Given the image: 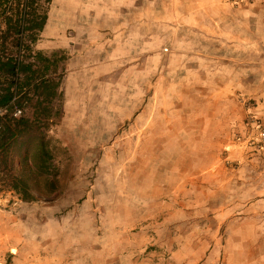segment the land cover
Here are the masks:
<instances>
[{
  "label": "rangeland",
  "instance_id": "obj_1",
  "mask_svg": "<svg viewBox=\"0 0 264 264\" xmlns=\"http://www.w3.org/2000/svg\"><path fill=\"white\" fill-rule=\"evenodd\" d=\"M115 1L85 15L117 20L91 43L75 0L39 1L67 26L52 48L26 32L29 92L0 118L31 122L0 149V264H264V172L249 161L264 145L239 126L260 115L264 55L204 56L201 0L170 18V0ZM14 79L0 73V94Z\"/></svg>",
  "mask_w": 264,
  "mask_h": 264
},
{
  "label": "crops",
  "instance_id": "obj_2",
  "mask_svg": "<svg viewBox=\"0 0 264 264\" xmlns=\"http://www.w3.org/2000/svg\"><path fill=\"white\" fill-rule=\"evenodd\" d=\"M96 1V2H95ZM75 0L74 7L82 12L81 17L78 19L77 23H74V28L78 34V37L85 39L84 43H91L92 41L102 38L104 32L108 27L117 26V20L110 17V20H106L105 23L89 16L93 11V7L97 6L98 0ZM140 0H137V5L139 7ZM159 0H153V2H158ZM170 0L168 16L174 17L178 15V10L181 8L186 11L189 7L194 6V2L198 0ZM200 1V0H199ZM201 6L206 12L207 18L200 21L199 25L202 29V36L205 38L206 45L204 47V56L209 58H216L223 60L224 58H235L240 56V52H244V57L254 58L257 56L264 55V0H253L243 5H234L228 3L224 0H201ZM115 0H101L97 7L104 9L105 11L112 15V10L114 8ZM181 2V3H180ZM181 4L182 7H180ZM192 3V4H191ZM121 5L123 8L131 9L129 6V0H121ZM76 10V9H75ZM143 15V14H142ZM148 15V13H146ZM152 15V25L160 24V11L158 8H153ZM148 15V16H149ZM113 16V15H112ZM127 17V16H126ZM125 17V19H127ZM47 18V15H46ZM186 19V17H185ZM193 19V18H192ZM190 20V19H189ZM46 22V21H45ZM44 22L41 33L42 36L46 37V47H56L63 44L62 41L56 42L52 40L53 36H64L67 24L61 20L57 22ZM114 22V24H113ZM190 22H193L191 20ZM197 22V21H195ZM141 24H145L142 21ZM149 25V22H146ZM195 25H198L195 23ZM145 30V29H144ZM59 41V39L57 40ZM243 43H247L244 47ZM85 46V45H84ZM97 48V47H96ZM98 48L103 49V47L98 46ZM260 50V54H257ZM223 64L219 61L216 62V70L223 71ZM256 113L259 116H264V102L262 104H257L254 107ZM246 124V122H240L239 126L241 128ZM238 141V139H237ZM250 166L254 170H259L264 172V149L261 155L258 157L250 158ZM256 173V177L261 174Z\"/></svg>",
  "mask_w": 264,
  "mask_h": 264
},
{
  "label": "trees",
  "instance_id": "obj_3",
  "mask_svg": "<svg viewBox=\"0 0 264 264\" xmlns=\"http://www.w3.org/2000/svg\"><path fill=\"white\" fill-rule=\"evenodd\" d=\"M39 1L0 0V46H5L8 37L12 36V44L17 49L15 55L0 56V73H7L15 77L13 83L10 82L0 94V107H7L9 102L18 94L27 95L29 92V89L24 84H20L18 80L20 74L29 70L32 63L27 61L26 57L22 56L20 52L26 32L35 34L34 31H40L45 22L46 12L39 9ZM1 24L5 25V28H1ZM36 55L37 58L42 56L40 52H37ZM43 81L41 79L39 83ZM30 126V119L24 117L18 119L13 127L3 123L0 127V149L9 139L28 131ZM38 149L40 155H47L42 143L38 144ZM5 264L10 263L6 262Z\"/></svg>",
  "mask_w": 264,
  "mask_h": 264
},
{
  "label": "built area",
  "instance_id": "obj_4",
  "mask_svg": "<svg viewBox=\"0 0 264 264\" xmlns=\"http://www.w3.org/2000/svg\"><path fill=\"white\" fill-rule=\"evenodd\" d=\"M234 5H243L253 0H224ZM9 110L10 115L14 118L21 116L22 108L14 103V100L7 107H0V118ZM246 124L253 130L247 135V140L256 148L261 149L264 145V116H258L255 113H248ZM1 127V124H0Z\"/></svg>",
  "mask_w": 264,
  "mask_h": 264
}]
</instances>
